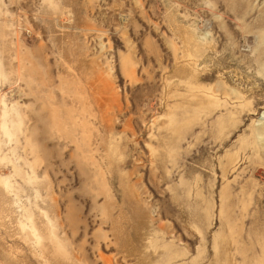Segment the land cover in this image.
<instances>
[{
    "label": "rangeland",
    "instance_id": "1",
    "mask_svg": "<svg viewBox=\"0 0 264 264\" xmlns=\"http://www.w3.org/2000/svg\"><path fill=\"white\" fill-rule=\"evenodd\" d=\"M0 264H264V0H0Z\"/></svg>",
    "mask_w": 264,
    "mask_h": 264
}]
</instances>
